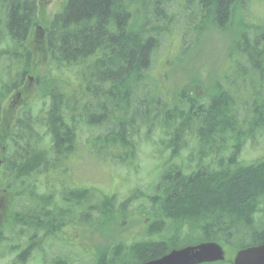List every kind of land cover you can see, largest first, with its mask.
Listing matches in <instances>:
<instances>
[{"label":"trees","instance_id":"obj_1","mask_svg":"<svg viewBox=\"0 0 264 264\" xmlns=\"http://www.w3.org/2000/svg\"><path fill=\"white\" fill-rule=\"evenodd\" d=\"M39 1L0 0V188L25 203L26 217L51 214L48 225L59 228L49 232L34 222L21 221L10 205L0 213V222L5 220L6 228L22 225L34 232L13 263L23 264V257L37 249L36 234L54 236L73 216L87 234L101 236L97 241L119 235L124 228L108 233L105 225L115 224L113 213L118 214L125 202L117 207L114 196L90 187L74 188L81 197L68 200L66 196L74 193L72 185L64 188L58 178H70L82 151L103 164L127 165L134 158L141 130L148 139L155 128L166 136L163 147L169 156L160 163L159 180L150 192L137 193L148 208L138 213L131 226L142 224L149 232L154 223L159 230L170 223L179 233L175 229L186 223L197 228L199 241L217 242L235 251L264 243V157L239 161L248 140L258 135L264 139V17L255 20V14H264V0H63L44 27L38 17ZM195 15L201 19L200 26L192 27L197 37L227 33L232 64L209 72L214 80L205 96L183 87L169 101L151 73L159 50L176 36L173 26L181 20L184 25V16L196 21ZM31 43L40 51L44 47L53 68L42 75L46 88L36 115L30 107L17 112L4 139L7 130L2 121L11 117L9 107L2 120L4 104L15 92L26 90L28 76L37 81ZM232 65L240 67L241 77L229 76ZM189 81V87L198 83ZM80 125L100 135H86ZM2 147L7 148L5 155ZM108 148H114L111 155L105 151ZM99 151L103 154L92 155ZM67 161L73 162L70 167ZM39 177L63 187L62 200L42 197V204H35ZM99 194L101 198L94 201ZM31 196L34 204L27 205ZM61 202L67 203L59 209ZM59 216L62 219L55 221ZM177 222L182 224L174 225ZM173 240L164 243L176 247ZM93 245L92 252H83L95 254L94 264H104L108 246ZM167 250L163 243L154 242L141 252L133 251L132 262L116 264L146 262Z\"/></svg>","mask_w":264,"mask_h":264},{"label":"rangeland","instance_id":"obj_2","mask_svg":"<svg viewBox=\"0 0 264 264\" xmlns=\"http://www.w3.org/2000/svg\"><path fill=\"white\" fill-rule=\"evenodd\" d=\"M62 1L63 0L39 1L38 5H40V12L38 17L39 22L41 21L43 27L51 20L54 13L57 12ZM257 7L259 8L258 11L261 10L260 6ZM255 15L258 18H255V20H259L264 17V14L261 12ZM194 19L196 21H193L191 16H184V25H182L181 20L179 25L173 26V30L175 31L174 35L176 36L175 38L172 36L171 39H174L172 41L169 39V42L165 45V47H162L159 50V55L151 73V76L154 78H152V80L155 81L159 89H162L163 93L166 92L167 96L170 98L169 101H173L174 98L172 96H176L175 93H177L183 87H188L187 92H192L197 96H205L207 93L205 89L214 80V78L211 79L212 76H209V72H215L217 70L220 71L232 64L231 61L229 62L232 53H230L228 50L230 44L227 33H212V36L210 37L208 32L204 36H201V34L197 37L192 27L200 26L199 22H201V19L198 15H195ZM204 19L208 21L207 16L206 18L204 17ZM192 22L196 24L194 25ZM186 25H190V27ZM184 30L187 31L186 35H184ZM239 35L240 34H238V37ZM42 48L43 49L40 51V47H37L36 51L34 44L31 43V49L34 54L35 61L34 68H36L37 72H35V78L37 81L34 79L33 84L23 91L25 96L23 99V104L16 109L15 115L18 114L17 112L20 113L23 108L26 109L27 107L32 108L34 115H36L37 109L42 102L40 99V94L43 89L46 88V79L43 78L42 75L45 72H50V68H53L46 59V56L43 52V46ZM237 62H239V60H237ZM231 67L232 71L229 76H233V78L241 77L240 67L233 65ZM189 80H195V82L198 80V83H196L195 86L189 87L187 85V83L190 82ZM34 82L35 85L38 83L39 84L34 86ZM52 88L54 89V87ZM11 97L12 95L4 104V115L2 120L5 119L6 114L8 113L5 111L9 102L13 100ZM19 101L21 104L22 101L20 97ZM45 101L47 102V100ZM26 103L27 105L24 106ZM11 123L13 124L11 120L5 119V121H2L3 129L7 130L4 138L8 135L10 128L12 127ZM155 129L156 130H154L148 139L144 136L145 131L141 130V134L136 140V151L133 155L134 158L129 160L127 165L122 166L115 161L103 164L100 161H95L97 159L94 160L87 157L86 155L91 154L82 151L80 155L81 159L79 162H76L74 167H72L73 174L70 176V178H67L63 175L59 176L58 178L60 182L65 183L63 185L64 188H67V183L71 184L72 188L70 186L69 187L73 191L74 188L90 187L93 190L96 189L101 191V193L105 195L114 196L116 198L115 204L117 207H119L120 204H124L125 202L124 208H120L121 211L118 214L115 212L113 213L115 224H108L109 226L105 225V232L111 233L117 228H124L123 231L119 233V235H110L109 239L97 241L99 240L97 238L101 236H97L96 234L93 236L92 234H87L88 232H85L79 226H77L83 224L78 222V220L73 216V218H70L71 223L69 219L65 220V226L63 227V230L61 232H57L54 234V236L43 233L36 234L33 238V242H35L37 249L34 251L30 250V254H27L23 257V264H94L96 260L95 254L88 255L87 253L92 252V248H94L93 244L97 245L98 243L99 244L97 246H108L103 251L105 255L104 264H116L118 261L132 262L135 260L133 251L141 252L146 246L154 242L163 243L167 248L171 249L172 246L165 244L164 242L170 243V239L172 237L174 240L171 243L180 245L186 242L189 236L194 237L193 239L199 238L200 233L196 230L197 228H192L186 223L179 228L177 227L178 229H175H180L179 233H176L173 230V227L170 223H167V226H165L164 229L161 228L160 230L156 227H153L158 226L157 223H154L150 227L149 232L144 230L142 224L131 226L133 219L135 220V218L138 216V213H140V211L143 209L148 208V204L145 202L143 196H141V193H149L150 188L156 185L161 171L160 163L162 161L164 162L169 156V151L165 150L163 147L166 136L164 133L158 131L157 128ZM38 130L41 133L44 131V128H39ZM82 130L86 135H92L93 133H98V135H100V132L94 131L92 133L87 128L85 129L84 126L82 127ZM47 142L48 140L45 139V148L47 147ZM105 151L110 153L108 155H111V153L114 151V148H108L105 149ZM102 154L103 153L99 151L97 154L92 155ZM183 155L188 154L184 153ZM262 157H264V139L261 135H258L253 140H248L247 143H245L239 154V161L242 163H250L253 160ZM29 161L30 158L28 161H26V163ZM72 163L73 162L68 164L67 161L66 165L70 167ZM19 171L22 170L20 169ZM0 172H2V168ZM26 179H32V177H26ZM51 181L52 179L50 178L49 183H47V181L44 183V178L39 177V181L35 186V204L41 205L42 197H52L55 199L57 196L60 200H62V197H64V192L62 189L63 187H59L56 182L52 183ZM30 191H33V189L31 188ZM138 192L141 193L137 195ZM135 195L138 198H134ZM27 196L30 195L27 193ZM80 197L81 196L77 191H74L73 194L70 193L69 196H66L68 200H76ZM31 198L33 197L31 196L27 199V205L34 204L32 203L33 199L31 202L29 201ZM100 198L101 194L95 197L94 201H98ZM65 203L67 202H61L59 209H61L63 205L66 206ZM24 204L25 203L19 201V199H17L15 196L13 199V194H11V192H4L2 191V188H0V213L2 215L11 205L12 212L19 213L21 215V221L34 222L40 228L49 232L50 230L59 228L58 225H55L51 228L50 225H48V219L51 218V214L37 219L26 217V213H23L25 210L23 208ZM249 214L253 216L255 215L254 218L257 217L256 213ZM248 215H245L244 219H246ZM62 217H65V215ZM59 219L62 218L59 216L55 221H58ZM102 222L106 223L107 221L106 219H103ZM53 224H55V222H53ZM181 224L182 223L180 222L174 223V225ZM91 231L96 232L97 230L92 229ZM32 233L34 232L29 231L22 225H14L13 227L6 228V221L4 220V224L0 222V264H14V258L21 250L27 248L28 238L32 235ZM116 236L118 237L117 240L114 239ZM111 239L113 240L111 241ZM120 244L126 245V248L120 246ZM237 247L238 246H234V248ZM83 251L87 253H84ZM234 252L235 250L229 247L228 254L232 255Z\"/></svg>","mask_w":264,"mask_h":264},{"label":"water","instance_id":"obj_3","mask_svg":"<svg viewBox=\"0 0 264 264\" xmlns=\"http://www.w3.org/2000/svg\"><path fill=\"white\" fill-rule=\"evenodd\" d=\"M40 31L39 28H37ZM225 254L214 242H206L196 246L173 250L169 254L144 264H201L206 262H222ZM231 264H264V243L239 250Z\"/></svg>","mask_w":264,"mask_h":264},{"label":"flooded vegetation","instance_id":"obj_4","mask_svg":"<svg viewBox=\"0 0 264 264\" xmlns=\"http://www.w3.org/2000/svg\"><path fill=\"white\" fill-rule=\"evenodd\" d=\"M172 249H174V248H171V249H169V250H167L165 253H164V255L165 254H167L170 250H172ZM163 256V255H162ZM158 258H160V257H155V258H152V259H150V260H148V261H151V260H155V259H158ZM147 262V261H146ZM140 263H142V262H140Z\"/></svg>","mask_w":264,"mask_h":264},{"label":"bare ground","instance_id":"obj_5","mask_svg":"<svg viewBox=\"0 0 264 264\" xmlns=\"http://www.w3.org/2000/svg\"><path fill=\"white\" fill-rule=\"evenodd\" d=\"M79 110H80V108H79ZM54 123V122H53Z\"/></svg>","mask_w":264,"mask_h":264}]
</instances>
